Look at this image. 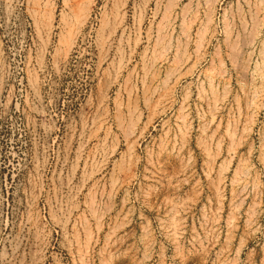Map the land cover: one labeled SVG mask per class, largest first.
<instances>
[{"label":"rangeland","instance_id":"1","mask_svg":"<svg viewBox=\"0 0 264 264\" xmlns=\"http://www.w3.org/2000/svg\"><path fill=\"white\" fill-rule=\"evenodd\" d=\"M0 264H264V0H0Z\"/></svg>","mask_w":264,"mask_h":264},{"label":"bare ground","instance_id":"2","mask_svg":"<svg viewBox=\"0 0 264 264\" xmlns=\"http://www.w3.org/2000/svg\"><path fill=\"white\" fill-rule=\"evenodd\" d=\"M86 2H87V1H86ZM81 4H82V3H81ZM84 7H85V6H84ZM81 8H82V7H81ZM88 11H89V10H88ZM84 12H87V11H84ZM82 15H83V17H85V16H86V13H85V14H82ZM84 15H85V16H84ZM87 15H88V14H87ZM83 17H82V18H83ZM83 21H84V20H83ZM74 33H75V32H74ZM74 35H75V34H74ZM74 35H73V36H74ZM73 36H72V38H73ZM75 36H76V35H75ZM76 37H77V36H76ZM72 38L69 39V41L71 40L72 43H70V42H69V43L74 45V42H75L76 39L72 40ZM164 38H165V37H164ZM70 47H71V46H70Z\"/></svg>","mask_w":264,"mask_h":264}]
</instances>
